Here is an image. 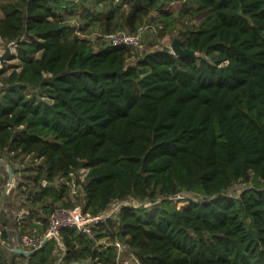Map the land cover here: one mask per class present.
Listing matches in <instances>:
<instances>
[{
	"label": "trees",
	"instance_id": "obj_1",
	"mask_svg": "<svg viewBox=\"0 0 264 264\" xmlns=\"http://www.w3.org/2000/svg\"><path fill=\"white\" fill-rule=\"evenodd\" d=\"M105 1L1 5L0 38L16 43L9 58L20 63L0 69V159L9 155L20 176L32 227L42 207V230L56 209L76 207L57 183L83 167L85 213L116 200L141 205L122 207L92 236L62 229L63 254L56 240L16 253L1 231L0 264H121L117 240L141 264H264V0H182L179 18L166 9L179 0H123L101 14ZM127 4L134 31L155 9L164 32L189 18L179 38L200 56L166 47L129 63L128 46L96 49L70 23L84 5L89 22L116 29ZM237 181L251 185L227 194Z\"/></svg>",
	"mask_w": 264,
	"mask_h": 264
},
{
	"label": "rangeland",
	"instance_id": "obj_2",
	"mask_svg": "<svg viewBox=\"0 0 264 264\" xmlns=\"http://www.w3.org/2000/svg\"><path fill=\"white\" fill-rule=\"evenodd\" d=\"M6 1H10V0H0V7ZM122 1L123 0H106L104 3L98 4L97 9L99 10L101 14H106L111 10V8L120 5ZM181 3L183 4L184 2L182 0H179L177 2L174 1L172 2V4H168L166 6L167 7L166 9H174L175 17L179 18L180 9H183L184 7V6L181 7L182 5ZM91 5H92L91 3L87 4L86 8H90ZM132 7L133 6L131 4H127L126 6L122 8V12L119 13V17H118V20H120L121 22L120 26L110 31L105 30V27L98 23L89 22L90 18L84 16V11H85L84 5L81 6L80 8H76L73 11V15L70 16V23L71 25L77 28L78 33L82 37L90 40L95 45L96 49H99L103 45L108 43L106 41V35L110 33L126 31L132 34H141L142 36L141 46L138 48L129 47L130 54H131L129 63H136L140 58H142L148 52H153V51L163 49L166 47L172 50V45H173L175 38H179V35L181 33L184 34L183 31H185L186 27L189 25L188 24L189 18L185 17L184 19H180L177 21L175 28H169L167 31L164 32L163 27L166 26V19L161 15V10L155 9L144 18L143 22L139 24L137 30L134 31L125 22V16L128 14V11ZM1 17H2V13L0 11V18ZM8 47H11L12 49L11 54L17 53V48L14 45L8 44L0 38V49H1L2 55L6 52ZM3 63L11 70L12 68H18L20 62L18 59L11 60L10 58H8L7 60L2 61V64ZM2 64H0V69L3 67ZM2 88H3V83L0 79V90ZM4 158L6 159L4 161L8 162L9 155H6ZM26 164H29V163L26 162ZM78 173L84 176V174H86V169L81 168L78 171ZM0 175H2L0 177V185H1L0 187V231H2V228L4 227L2 226V223H3L2 213L5 214L8 211L12 213L10 223H12V226H14L16 213H18L21 210L22 205L24 203H26V206L31 207L29 206L31 205V202L28 201L26 194L23 196V199L21 198V195H23V194H20V190H21L20 184L22 182L21 179L17 180L16 182L13 181V183L10 184V173L8 170L5 169V166L3 165H0ZM78 180L80 181L78 182ZM66 182H67V179H64V180L58 181L57 184L58 186H61V185L63 186L65 185ZM24 183L25 181L23 182V184ZM76 183L77 185L75 186V180H74V181H70V186L67 185L70 188V197L72 196L75 200L79 199V202L78 204H76V206L83 207L85 204L84 203L85 196H84L82 187H80V184L82 183L81 178H76ZM250 185H251L250 183H246L245 181H237L230 187V189L227 191V194L239 195L241 191L245 190ZM181 197L182 198H193L195 197V195L191 192L185 191L182 193ZM177 199H180V198H177ZM25 200H27L28 202ZM126 201L131 204L141 205V204H138L136 200L133 198L127 199ZM41 205L43 206V204ZM40 207H38V209H40ZM42 208L43 209L39 211H40V214L42 215V220L45 221V219H47L48 216L44 212V207ZM30 226L32 225L30 224ZM30 230L32 231V227H30ZM103 242L106 243L105 240H103ZM131 253H132L131 251H126L127 258H129L130 260H133L132 258L133 254ZM24 264H27V263H24ZM131 264H134V262H131Z\"/></svg>",
	"mask_w": 264,
	"mask_h": 264
},
{
	"label": "built area",
	"instance_id": "obj_3",
	"mask_svg": "<svg viewBox=\"0 0 264 264\" xmlns=\"http://www.w3.org/2000/svg\"><path fill=\"white\" fill-rule=\"evenodd\" d=\"M106 41L109 45L112 46H128L132 48H138L141 46L142 36L141 34H132L126 31H121L106 35ZM11 44L16 47L15 42H12ZM0 64H2L1 59ZM0 165L5 166L6 169L9 171V166L11 164L0 159ZM83 168L86 169V174H84V176H82L78 172H72L70 173L69 178H67V182L65 184L70 186V181L75 180L76 186V178H81L82 183L80 184V187H82L85 196L83 183L86 179L89 169L87 167ZM17 180H20V176L16 175L14 171L13 181L16 182ZM79 181L80 180H78V182ZM43 185L47 186L49 184L47 181H44ZM23 196L24 195H21L22 199ZM132 205L136 204H131L126 200H116L113 201L104 212L96 216H93L89 213H85V205L83 207L76 206L74 208H58L49 217L48 225L46 226V228L42 230L45 223L42 218L34 219L33 222L37 225V227L30 226L29 221L27 220V217L30 214V207L26 206V203H24L22 205L21 210L15 215L14 226L3 227L2 231H8V243L13 249L21 248L26 251L38 250L43 246L45 240L49 238V241L56 240L58 242V251L63 254L66 251V247L61 240L62 229L67 227H73L77 228L82 233H86L92 236L94 230L98 229L102 224L107 223L108 220L116 218L119 212L121 211L122 207ZM8 217L9 220L12 217V213L10 211H8ZM30 227H32V231L30 230ZM114 245L117 247L118 250L117 260L119 261V263L131 264V262H134V264H141L140 260L133 253H131L133 254V260L127 258L126 251L130 250L129 247L122 241L117 240Z\"/></svg>",
	"mask_w": 264,
	"mask_h": 264
},
{
	"label": "water",
	"instance_id": "obj_4",
	"mask_svg": "<svg viewBox=\"0 0 264 264\" xmlns=\"http://www.w3.org/2000/svg\"><path fill=\"white\" fill-rule=\"evenodd\" d=\"M172 52L177 56H194V57L200 56L199 52H197L193 49L185 48L183 46L182 40L180 38H175L173 45H172ZM11 53H12V49H11V47H8L6 52L3 55H1V57H0L1 61L7 60L10 57ZM9 173H10V184H12L13 180H14V170H13V167L11 165L9 166ZM48 242H49V238H47L45 240L42 247H44ZM38 250L26 251V250L21 249V248L14 249V251L16 253L23 254L25 256H31L35 252H37ZM77 264H84V263H77Z\"/></svg>",
	"mask_w": 264,
	"mask_h": 264
},
{
	"label": "crops",
	"instance_id": "obj_5",
	"mask_svg": "<svg viewBox=\"0 0 264 264\" xmlns=\"http://www.w3.org/2000/svg\"><path fill=\"white\" fill-rule=\"evenodd\" d=\"M7 217H8V212H7ZM9 218V217H8ZM11 221V220H10Z\"/></svg>",
	"mask_w": 264,
	"mask_h": 264
}]
</instances>
